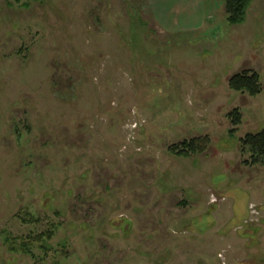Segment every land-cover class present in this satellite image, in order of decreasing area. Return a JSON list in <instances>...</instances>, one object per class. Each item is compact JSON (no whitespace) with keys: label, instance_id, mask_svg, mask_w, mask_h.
<instances>
[{"label":"rangeland","instance_id":"obj_1","mask_svg":"<svg viewBox=\"0 0 264 264\" xmlns=\"http://www.w3.org/2000/svg\"><path fill=\"white\" fill-rule=\"evenodd\" d=\"M247 70L257 97L229 87ZM262 130L264 0L242 25L222 0H0V264L264 262Z\"/></svg>","mask_w":264,"mask_h":264},{"label":"trees","instance_id":"obj_2","mask_svg":"<svg viewBox=\"0 0 264 264\" xmlns=\"http://www.w3.org/2000/svg\"><path fill=\"white\" fill-rule=\"evenodd\" d=\"M20 3L21 0H15ZM38 3H44L47 0H32ZM225 3V12L227 20L232 25H242L247 20L248 11L254 0H222ZM229 87L232 91L248 94L251 97H257L263 92V86L260 80V76L257 72L252 70L244 71L240 74L233 76L230 79ZM228 118L232 125V132L235 133L242 125V114L239 109L232 111ZM211 141L208 137L195 138L190 141H185L179 146H173L170 148L178 157H195L203 156L210 150ZM241 155L242 165L247 168L264 167V130L258 133H251L246 135L241 140ZM45 235L47 239H52L54 236V230L49 231L47 234H41L34 238L35 241H41ZM28 241H23L20 245V249L29 251Z\"/></svg>","mask_w":264,"mask_h":264},{"label":"crops","instance_id":"obj_3","mask_svg":"<svg viewBox=\"0 0 264 264\" xmlns=\"http://www.w3.org/2000/svg\"><path fill=\"white\" fill-rule=\"evenodd\" d=\"M190 3V2H189ZM197 5V1H194V2H191L189 5H179L178 7H177V9H178V11H179V13L180 14H182L183 15V13L184 14H187L188 15V13H189V15H192V14H194V10L193 11H189L190 9H192L193 7H195ZM211 150V149H210ZM210 150L208 151V153L210 152ZM208 153L206 154V155H203V156H195V157H183L185 160H187V159H195V160H197V159H200V160H203V159H205V158H207L209 155H208ZM241 164V163H240ZM185 178H190V177H187V176H185ZM194 180H199L200 178H202L201 176H197V175H194L193 177H192ZM184 200H187V199H185V198H183V199H181L180 200V202H184ZM185 203V202H184ZM188 203V202H187ZM192 203V202H191ZM183 204V203H182ZM213 205H215V204H213ZM212 204H211V202H210V197H208V198H206V199H204V206H205V208L206 209H209V208H211L212 206H213ZM218 205H219V209H218V211H221L223 208H224V210L227 208V205H226V201L224 200V202H222V203H218ZM187 206H191V205H187ZM230 206V205H229ZM229 208V207H228ZM218 211H216V213L218 212Z\"/></svg>","mask_w":264,"mask_h":264},{"label":"flooded vegetation","instance_id":"obj_4","mask_svg":"<svg viewBox=\"0 0 264 264\" xmlns=\"http://www.w3.org/2000/svg\"><path fill=\"white\" fill-rule=\"evenodd\" d=\"M242 264H255V263H251V262H247V263H242ZM257 264H264V262H260V263H257Z\"/></svg>","mask_w":264,"mask_h":264}]
</instances>
